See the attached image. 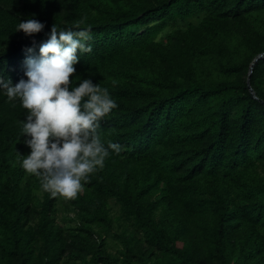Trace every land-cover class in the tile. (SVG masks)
Returning <instances> with one entry per match:
<instances>
[{
  "label": "trees",
  "instance_id": "trees-1",
  "mask_svg": "<svg viewBox=\"0 0 264 264\" xmlns=\"http://www.w3.org/2000/svg\"><path fill=\"white\" fill-rule=\"evenodd\" d=\"M33 16L42 32H15ZM53 25L91 29L70 80L109 89L118 108L99 132L122 151L75 199L52 197L20 166L26 110L0 96V264H264V58L257 98L247 83L264 0H0V76L27 79ZM111 201L126 225L116 255Z\"/></svg>",
  "mask_w": 264,
  "mask_h": 264
},
{
  "label": "clouds",
  "instance_id": "clouds-1",
  "mask_svg": "<svg viewBox=\"0 0 264 264\" xmlns=\"http://www.w3.org/2000/svg\"><path fill=\"white\" fill-rule=\"evenodd\" d=\"M44 28L33 16L20 20L15 32L33 36ZM91 40L88 27L58 29L53 25L39 54L24 61L27 79L13 85L0 76V96L18 101L26 110L21 135L30 152H18L20 166L38 177L42 190L52 197L75 199L90 175L103 169L110 154L122 151L118 143L105 144L99 132L101 121L118 108L109 89L91 78L75 85L76 76L70 80L81 56L92 52ZM5 51L6 47L0 55Z\"/></svg>",
  "mask_w": 264,
  "mask_h": 264
},
{
  "label": "rangeland",
  "instance_id": "rangeland-1",
  "mask_svg": "<svg viewBox=\"0 0 264 264\" xmlns=\"http://www.w3.org/2000/svg\"><path fill=\"white\" fill-rule=\"evenodd\" d=\"M202 18H203L202 16H196L190 19L186 24H179V27L187 28L189 24H193L197 26L201 22ZM68 208L62 205L58 206V212L56 215L58 224H60L65 228H68L69 226L72 225L69 224L68 222L70 219L74 218L75 216V213L70 211ZM110 208H111V216L115 220L114 229L112 231V234L105 235L103 237L106 240L108 253L116 255L122 249V246L120 241L115 239L114 235L121 234L123 230L126 228V225L123 221L119 220V216H120L119 206L115 203V201L110 202ZM98 231L101 232V230Z\"/></svg>",
  "mask_w": 264,
  "mask_h": 264
},
{
  "label": "water",
  "instance_id": "water-1",
  "mask_svg": "<svg viewBox=\"0 0 264 264\" xmlns=\"http://www.w3.org/2000/svg\"><path fill=\"white\" fill-rule=\"evenodd\" d=\"M263 58H264V54L259 55L258 57H256V58L254 59L253 63L251 64L250 71H249V77H248L247 83H248V88H249V90H250V92H251V94L253 95L254 98H257V97H256V95H255V92H254L252 86H251L250 80H251V76H252V73H253V71H254V67H255L256 63H257L259 60L263 59Z\"/></svg>",
  "mask_w": 264,
  "mask_h": 264
}]
</instances>
